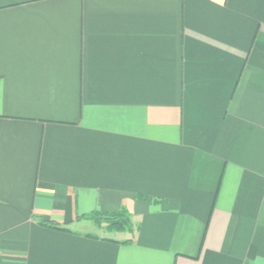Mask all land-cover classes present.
<instances>
[{
  "label": "crops",
  "instance_id": "0c3cea01",
  "mask_svg": "<svg viewBox=\"0 0 264 264\" xmlns=\"http://www.w3.org/2000/svg\"><path fill=\"white\" fill-rule=\"evenodd\" d=\"M0 264H264V0H0Z\"/></svg>",
  "mask_w": 264,
  "mask_h": 264
},
{
  "label": "trees",
  "instance_id": "16d2710c",
  "mask_svg": "<svg viewBox=\"0 0 264 264\" xmlns=\"http://www.w3.org/2000/svg\"><path fill=\"white\" fill-rule=\"evenodd\" d=\"M100 228L107 231H124L132 228V221L126 210L114 213L95 212L88 216Z\"/></svg>",
  "mask_w": 264,
  "mask_h": 264
}]
</instances>
